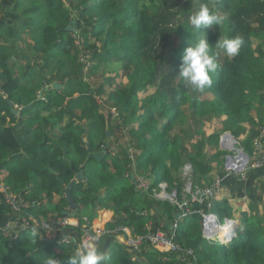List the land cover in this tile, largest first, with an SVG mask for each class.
<instances>
[{"label": "trees", "instance_id": "1", "mask_svg": "<svg viewBox=\"0 0 264 264\" xmlns=\"http://www.w3.org/2000/svg\"><path fill=\"white\" fill-rule=\"evenodd\" d=\"M13 1L14 11H22L20 23L24 24L27 54L40 59V67H30L23 75L15 61L6 62L8 56L4 55V48L0 49V180L24 199L27 213L49 219L53 216L48 215L55 211L56 217L61 216L68 207L65 192L70 183L73 203L89 206L93 215L97 210L112 212L107 228L125 225L140 234L151 220L153 229H167L178 207L155 197L154 188L165 183L166 191L175 190L176 199L181 202L190 194H183L184 181L179 175L185 164L191 166L187 175L191 192L210 184L217 174H224L226 151L218 145L221 133L209 128L205 134L202 129L214 119L220 120L222 132H230L246 153L253 149V139L264 125V13L257 32L244 20L257 9L264 12V0H213L210 9L227 13L229 21L201 28L220 55L212 86L200 93L192 92L178 75L184 50L199 35L188 18L182 19L189 14V8H179L174 15L183 21L170 24L172 28L162 34L165 40H155L164 28L163 19L170 14L161 8L159 0H68L69 6L64 0ZM240 18L242 26L234 27ZM72 20L74 31L65 30ZM27 27L29 30L25 31ZM237 35L243 40L238 56L228 58L222 50L215 49L219 38ZM153 46H157V58L151 55ZM165 48H169L168 55ZM24 51L20 48L21 57ZM86 67L91 75L99 71L101 82L95 88L82 78ZM46 75L49 77L43 80ZM54 82L62 87H51L43 91V98L34 99L36 89ZM152 88L154 92L147 94ZM96 94L101 98L107 95L108 102L120 110L122 121L106 127ZM13 104L22 106L18 117L12 112ZM74 104L86 119L95 120L87 129V141L77 140L78 131L73 127L77 117L59 128L56 138H49L42 127L49 124L54 128L61 115L69 113L67 106ZM45 110L49 113L42 116ZM27 112H31L30 117L23 119ZM13 122L40 126L27 131V137L21 140ZM122 126L128 128L125 133L129 144L138 152L130 158L129 152L122 150L118 157L96 161L94 153L109 151V136L116 141L123 138L124 130L118 131ZM174 127L193 136V153L181 152L193 144H181V135L169 133ZM190 127L194 135L188 134ZM205 146L212 147V151L205 152ZM86 158L97 163L102 173L83 168ZM79 172L82 177L75 180ZM148 173L153 178L151 186L141 192L134 180L144 174L147 177ZM248 176L247 180L240 175L224 176L221 189L232 188L235 198L241 197V189L246 186L248 203L244 208H233L222 193L191 204L193 209L214 214L220 221L236 219V235L230 241L211 243L203 238V217L198 213L179 222L176 241L183 249L191 248L199 264H264V196L248 200V192H254L251 178L255 177ZM260 185L264 191V181ZM102 189L105 190L100 194ZM55 194L61 199L52 202ZM0 215H6V210L0 208ZM55 248L53 239L41 241L39 236L33 237L31 230L19 232L15 239L0 230V264H47L53 255H57L58 264H68L69 256L77 249L74 244ZM60 251L62 254L58 255ZM105 254L109 257L106 264H177L174 255L149 246L141 250L136 261L130 259V249L122 244Z\"/></svg>", "mask_w": 264, "mask_h": 264}, {"label": "built area", "instance_id": "2", "mask_svg": "<svg viewBox=\"0 0 264 264\" xmlns=\"http://www.w3.org/2000/svg\"><path fill=\"white\" fill-rule=\"evenodd\" d=\"M3 97L5 98L6 95H3ZM114 115L115 117L118 116L117 113H114ZM223 136L221 137V142L223 141ZM226 137L229 136L226 135ZM263 141L264 125L259 128L258 134L252 142L256 157L255 160L250 162L251 167L264 166V149L262 147ZM235 151L236 155H232L230 158L231 165H224L223 175H216L210 184L196 189L193 193L189 194V197L181 202L176 199L175 190L167 192V186L165 183H160L158 185L161 191H157L155 196L161 200H168L173 205H177L178 207V212L175 213L172 221L168 224L167 229H163L162 227L153 229L150 226H146L143 233L135 234L128 226L125 225H115L111 228H92L86 219H84L81 226H73L68 215H63L62 217H52L49 219L42 217L37 218L25 211L24 199L19 194L14 193L11 187L4 181L0 180V208L6 210V215L4 216H7V219L2 221L1 217L3 216L0 215V230L9 234L12 239H15L19 232L28 230L32 231L34 227L38 226L40 239H45L42 238L43 235H51L52 239L58 245L74 244L76 248H78L81 243L86 240H93L99 245L106 237L116 236L121 237L123 245L130 249V259L132 261H136L138 259L137 255L141 252V250L144 247L149 246L163 254L170 253L174 255L177 264H199L191 248L183 249L177 243L176 232L178 225L185 216L198 213L203 217V236L212 242H219L216 239L215 232L211 231L210 227H208L207 218H212L213 223L216 222L215 227L217 225H222L220 220L214 214H205L200 210L193 209L191 204L202 202L208 198H214L222 189L224 176H235L238 174H241V176L244 175L246 169L249 167V157H247L248 159H245L244 161L240 158L241 156L238 155L237 150ZM135 186L141 192L147 191L150 187L149 183L143 178H137ZM190 187L191 185L189 184L185 191L189 192ZM232 220L229 219L224 222V224L230 222L232 225V230L229 233V236L225 238L224 242H227L229 238L234 235L233 228L235 225L232 223ZM73 227H78L79 229L77 233H75V236L70 233V229ZM212 234L214 236H212Z\"/></svg>", "mask_w": 264, "mask_h": 264}, {"label": "crops", "instance_id": "3", "mask_svg": "<svg viewBox=\"0 0 264 264\" xmlns=\"http://www.w3.org/2000/svg\"><path fill=\"white\" fill-rule=\"evenodd\" d=\"M13 2H14L13 0H0V49L4 48L3 53H4V55L8 56V58L6 59V62H9L10 60H11L10 62L15 61L14 63L17 64V66L21 67L22 74L24 75L28 72L30 67L34 66V67L39 69L40 59H38V58L35 59L32 57V55L27 54L28 51L26 50L25 43L23 42V39H24L23 38L24 37L23 30L24 29L22 28V26L24 24L20 23L22 21L20 19L22 17V11L15 12ZM187 7L188 8L191 7L190 0H188V6ZM28 26H30V25H28ZM27 30H29V27L25 28V31H27ZM20 48H23L25 50L23 57H21ZM10 51H12V52H10ZM24 64H28V66L26 67ZM48 77H49V75H46L43 80L47 79ZM35 78L38 80V74H36V73H35ZM32 85L34 87H36V83H33ZM56 85H57V87H53V83L52 84H44L40 88L36 89L34 92V95H35L34 99L40 98V94L42 95V98H43V96H44L43 91L44 92L49 91L51 87H53L55 89H60L62 87L61 84L56 83ZM108 103L110 106L111 103L110 102H108ZM20 107L21 108L19 109L18 106L13 104V109H15V112H13V113L17 117H18V114L22 110V106H20ZM29 107H31V105ZM67 108H68L67 110H69V113H67V112L63 113V115H61V119L59 120V122L56 124V126L54 128H51L49 124L48 125L46 124L47 128L42 127L43 130L47 133L49 138H51V139L56 138L57 135H59L58 129L63 127L69 120H71V118L77 117V119L74 120V126H73V127H75L74 130L76 129V131H78V139L77 140H79V141L81 140L83 142H86L87 141V129H88V127L90 128L92 126L89 124L95 120L94 119H86L85 113L80 109V107L77 104L68 105ZM53 110H58V109L54 108ZM102 110L103 109H101V111ZM252 112L254 114L255 109H253ZM48 113H49V111L45 110L42 112L41 115L42 116L47 115ZM79 114L83 115L82 116L83 121L81 124L78 123V121H79L78 118H80V117H78ZM103 114H104V112H103ZM30 115H31V112L24 113L23 119L29 118ZM7 121H8V119H7ZM12 126H14V131L19 134V136H20L19 138L21 140H23L28 135L27 131L30 132L31 130L37 128L38 126H40V123H38V124L34 123L31 125L30 122H28V123L24 122L22 124H17L16 122H13ZM80 129H83V130H80ZM107 145H108L109 151L107 152V150L106 151L104 150L106 152L104 157H102L99 160L95 159L96 161H100L104 158L109 160L112 157H115V156L118 157L120 155L121 151L118 153L117 152L113 153V151L112 152L110 151V149L113 150L111 145L110 144H107ZM262 147L264 149V141L262 143ZM246 154L249 157V161H248L249 167L246 169L243 176H241V174H238V175H240L241 177H243L246 180H247V175H249L250 177L255 176V177L251 178L253 181V191L254 192H251V193L248 192V200H250L251 197L254 198L256 195L264 196V191L262 189V186L260 185V182L264 181V166L261 168L253 167V166L251 167L250 162L255 160V157H256L254 154V150L252 149L250 153H246ZM20 157H22V155ZM224 165H225V163H224ZM83 168H85L88 172H91L94 174H101L102 173V169L98 166L97 163H95L91 159L86 158L83 161ZM223 169H224V166H223ZM111 171L114 172L115 169H111ZM74 179L78 180L76 178V176ZM83 181H85V180H83ZM134 183H135V181H134ZM28 187H31L30 190L33 189V184L32 183L29 184ZM245 187L246 186H243V188L241 189V191H242L241 197H235L234 198L232 196L233 194L231 192L232 188H229V190H228L227 187H225V189L222 190V192L220 190L219 195L222 193L224 195V197L228 198L230 205L233 208H236L238 210L239 208H242V207H239V208L237 206L235 207L234 206L235 202L241 203V201L244 199H245L244 202L247 201V191L245 190ZM104 190L105 189H102L100 191V194H102L104 192ZM157 191H161L159 186L157 188L153 189V195L154 196H155ZM143 192H146V191H143ZM184 197L185 196L183 195V198ZM60 199H61V196L58 194H55L54 199H52V202H57ZM259 200H260V198H259ZM42 203H44V202H42ZM245 205H247V204H245ZM67 208L68 207H66L65 209H67ZM69 212H70V209H69ZM56 215H57V213L55 211H53L48 215V217H52V216L56 217ZM112 215H113L112 212H110L108 210H106V211L105 210H97V212L93 215L90 212L89 206L79 204V205H77V209H76L74 217L69 216V215L68 216L70 217L71 223L73 224V226H81V224L84 222V219H86L90 223V225H93L95 227H99V226H106L107 227V225L112 222ZM40 217L44 218L42 215H40ZM5 219H7V216L1 217L2 221H4ZM224 219H226V218H224ZM153 224H154V222L149 220L147 222L146 226L151 227ZM224 225L225 224H222L220 226L222 227ZM78 230H79L78 227L71 228L70 229L71 235L75 236V233H77ZM202 231H203V223H202ZM202 237L204 238L203 232H202ZM50 238H52L51 235L48 236V238H45L44 240H52ZM118 244L123 245L121 237L108 236L102 240V242L100 243L99 246H100L101 250L105 253L110 248L116 249ZM130 258H131V256H130Z\"/></svg>", "mask_w": 264, "mask_h": 264}, {"label": "rangeland", "instance_id": "4", "mask_svg": "<svg viewBox=\"0 0 264 264\" xmlns=\"http://www.w3.org/2000/svg\"><path fill=\"white\" fill-rule=\"evenodd\" d=\"M160 2H159V4L161 5V8H163V9H165V11H168V12H170V14H168V15H166V17L163 19V22L161 23L162 25H163V29H162V33L161 34H157L156 35V37L157 38H155V40H160V39H164L163 38V35L162 34H164L165 32H167V31H169V29H171L172 27L170 26V24H172V26H175L176 25V23H180L181 21H183L182 19L183 18H188V22H189V24H190V21H189V17L192 15V14H194V12H196V11H198L199 10V8L201 7V5L202 4H207L208 6H209V8H212V6H213V0H190V4H191V7L189 8L190 9V12H189V14H186V15H184L183 17H182V19L181 18H179V19H177L176 18V16L174 15V13H177V11H179V8H182V7H184V8H188L187 6H188V0H159ZM64 3L66 4V5H68L69 6V4H70V2L68 1V0H64ZM157 10H158V12H162L159 8H157ZM183 11V9H181V11L180 12H182ZM72 13L74 14V13H76V11L75 10H72ZM164 13H166V12H164ZM263 13L264 12H262L261 10H255L249 17H247V18H245V20H244V24H248V26L250 27V29H252L253 31H255V32H257V29L258 28H260L261 27V16H262V18H263ZM240 20H241V18L238 20V22H236L235 23V25H234V27H238V26H242L241 25V23H240ZM199 35H198V37H196L195 38V40H193L192 41V43L193 44H191V45H194L195 43H197L200 39H203V38H205L206 36V32H205V30L204 29H201V30H198V32H197ZM165 40V39H164ZM154 45V44H153ZM190 46V45H189ZM157 46L156 47H154L153 46V49L151 50V55L153 56V57H155V58H157ZM165 50V53L168 55L169 53H170V51H169V48H165L164 49ZM17 65V64H16ZM26 67L28 66V64H24ZM166 67L168 68V65H166ZM90 70H88L87 69V67L86 68H84L83 69V74H82V78H84L85 80H89V82H90V84H91V87L92 88H95V87H97V85L99 84V82H101V77L99 76V71H98V73L97 72H93V74L91 75V73L89 72ZM92 78V80H90ZM102 80H104V78H102ZM175 81L174 82H176L178 79L176 78V79H174ZM106 88V93H108L109 92V88H108V86H106L105 87ZM189 88L191 89V87L189 86ZM152 92H154V88H152V89H149V92L147 93V94H150V93H152ZM197 93H200V92H197ZM107 95H104L102 98L101 97H99V95H95V98H96V100H97V102H98V105H99V110H101V109H103L102 111L104 112V114H105V118H106V122H107V124H105L106 125V127L107 126H109V125H115V124H118L120 121H122V116H121V112H120V110H118V109H116L112 104H110V106H109V103H108V100H107V97H106ZM143 97V95H140L139 96V98H142ZM40 98H42V95L40 94ZM16 106H18L17 104H15ZM18 108L20 109L21 107L20 106H18ZM114 113H117L118 114V116H116L115 117V115H114ZM83 115H81V114H79V116L78 117H80V118H78V123L79 124H81L82 123V121H83V117H82ZM72 119V118H71ZM85 120V119H84ZM85 122V121H84ZM83 122V123H84ZM113 123V124H112ZM211 130H215V131H217V132H220L221 134H220V138H219V143H220V139H221V136H223L224 134H225V132H227V131H224V132H222V124L220 123V120H216V119H214V121L213 122H211L210 123V125L208 126V127H206L205 129H202V131L205 133V134H207V132L208 131H210V129ZM80 130H83V129H80ZM120 130H124V132H123V138L122 139H119L118 141H116L115 140V137L114 136H109L108 138H107V144H110L111 145V147L113 148V150L112 149H110V151L112 152L113 151V153H118V152H120V151H122V150H127L128 152H129V156H130V158H132L133 157V153L132 152H135V153H137L138 152V149L137 150H134L133 148H132V145H130L129 144V138H127V135H126V133H125V130H128V128L126 127V128H124V126H122V128L121 127H118V131H120ZM188 134H192V135H194V130H193V128L192 127H190V129L188 130ZM170 134H175V135H178V136H180L181 137V139H180V143L181 144H183V145H185V147L189 144V142L191 143V144H193V146H191L190 148H188V150H182L181 152L183 153V154H187V153H189V152H194L195 151V147H196V143L194 142V140H191L192 138H193V136H190L189 137V135H185V134H182V132L180 131V129L178 128V127H174L170 132H169ZM84 134V133H83ZM186 137H189V140H191V141H189ZM223 138H226V136H224ZM195 139V138H194ZM227 139H228V137H227ZM227 139H224L223 140V145L224 146H226V147H228V148H230V149H233V151L231 152V151H228V150H226V149H223V150H225L226 151V154H225V157L228 155H230L231 157H232V155H236V151H235V149H237V147L238 148H240L241 146H240V141L239 140H237L236 138L233 140L232 139V143L231 142H229V141H227ZM196 140V139H195ZM195 145V146H194ZM219 145V144H218ZM219 147H220V145H219ZM204 149H205V152H207V153H209V152H211L212 151V147H208V149H206V146L205 147H203ZM242 148V147H241ZM130 150V151H129ZM242 152L243 153H245L244 152V150H242ZM184 161H187V160H185L184 159ZM180 173H179V175L181 176V178H182V180L184 181V186H183V194L185 195V193H186V188L188 187V185L190 184L191 185V182H190V178L187 176L188 174L190 175V172H191V166H190V164H185L181 169H180ZM149 175H147V177H145V174H144V176H137L136 178H135V180L134 181H136V179L137 178H143L145 181H147L148 183H149V185L151 186V183H152V181L151 180H153V178H150V173H148ZM215 178V177H214ZM192 186V185H191ZM192 188V187H191ZM153 194V193H152ZM65 196H66V193H65ZM245 201V200H244ZM244 201H241V203L240 202H235V204H234V206L236 207H242V208H244V207H246V205L245 204H247L248 202L246 201V202H244ZM263 212H264V209H263ZM208 220L210 219V218H207ZM208 224V227H210V229H211V231H213L214 232V230H215V223H211V222H208L207 223ZM221 224H224V221L223 220H221ZM225 226H226V224H225ZM91 227L92 228H96V229H98V228H106V226H99V227H95V226H93V225H91ZM227 227H229V226H227ZM167 228H168V225H167ZM231 229V228H230ZM217 230V229H216ZM230 231V230H229ZM39 236V239H40V235H38ZM48 236H50V235H48ZM48 236L47 235H43L42 236V238H48ZM50 239H52V238H50ZM223 240L221 241V242H224V240H225V237L224 238H222ZM41 241H42V239H40ZM207 240V239H206ZM218 240V239H217ZM208 242H211L212 243V241H210V240H208ZM220 242V241H219ZM62 246H65V245H58L57 243H56V250H57V248H60V247H62ZM60 250H64V249H60ZM59 254H62V252L60 251V252H58V255ZM51 258H55L57 261H58V258H57V255H53ZM138 260V259H137Z\"/></svg>", "mask_w": 264, "mask_h": 264}, {"label": "clouds", "instance_id": "5", "mask_svg": "<svg viewBox=\"0 0 264 264\" xmlns=\"http://www.w3.org/2000/svg\"><path fill=\"white\" fill-rule=\"evenodd\" d=\"M189 21L195 30H199L225 25L229 21V16L227 13L211 10L207 4H202L199 10L189 17ZM242 44L243 40L238 35L225 36L215 42V49L222 50L228 58H234L239 55ZM219 55L220 51H214L212 43L206 37L184 50L178 75L186 85H190L192 92H203L212 86L213 75L219 68ZM32 235L33 237L39 235L38 226L32 229ZM108 259V255L95 241L86 240L81 243L74 254L69 256L68 264H106ZM47 264H58V261L50 258Z\"/></svg>", "mask_w": 264, "mask_h": 264}, {"label": "water", "instance_id": "6", "mask_svg": "<svg viewBox=\"0 0 264 264\" xmlns=\"http://www.w3.org/2000/svg\"><path fill=\"white\" fill-rule=\"evenodd\" d=\"M74 23H75V21H73V20L70 21L69 24L65 27V30H68V31H74V29H75V27H74ZM53 87H57L56 82L53 83ZM28 108H29V107H28ZM12 112H15V109H12ZM224 135H227V136L231 137L233 140L235 139L234 136H233L230 132H228V131L225 132ZM221 137H222V136H221ZM219 145H220V148H221L222 150H223V149H226V150L231 151V152L233 151V149H229L228 147H225V146L222 144L221 139H220V143H219ZM235 150H237V153H238L239 156H241V157H240L241 159H243L244 161H245V159H248V158H247V157H248L247 154L242 152V148H241V147H240V148L237 147V149H235ZM104 155H105V152H104V151H101V152L94 153V154H93V157H94L95 159L99 160V159H101L102 157H104ZM230 158H231L230 155H229V156L227 155V156L225 157V165H227V166H230V165H231ZM81 177H82V173L79 172L78 175L76 176V178H77V179H81ZM70 186H71V184L69 183V184H68V188H67V190H66V198H67V201H68V207H69V209H70V212H69V209H68V210H65V211L62 212V215H69V216L74 217L75 212H76V209H77V205H76L75 203H73V200L71 199V195H70V192H69V187H70ZM226 219L228 220L229 218H226ZM226 219H223V221L225 222ZM232 223L235 225L234 228H233V234H234V235L231 236V237L229 238V241H230V240L236 235L237 221L232 220ZM212 236H214V235L212 234Z\"/></svg>", "mask_w": 264, "mask_h": 264}, {"label": "bare ground", "instance_id": "7", "mask_svg": "<svg viewBox=\"0 0 264 264\" xmlns=\"http://www.w3.org/2000/svg\"><path fill=\"white\" fill-rule=\"evenodd\" d=\"M226 136V135H225ZM224 137V136H223ZM224 139H227V137L226 138H223V140ZM227 141H229V142H231L232 143V138L231 137H228V139H227ZM222 144H223V141H222ZM226 147V146H225ZM230 149V148H229ZM78 175V174H77ZM76 175V176H77ZM67 188H68V186H67ZM67 188H66V190H67ZM69 191H70V187H69ZM66 193V192H65ZM188 193H193V192H191V190H190V188H189V192ZM220 193V192H219ZM219 193L214 197V198H217L218 196H219ZM204 201V200H203ZM202 201V202H203ZM199 203H201V202H199ZM69 209V207L67 208V209H65V210H68ZM64 210V211H65ZM63 212V211H62ZM63 215H62V213H61V216H59V217H62ZM227 220V219H226ZM229 220V219H228ZM227 220V221H228ZM208 222H211V223H213V219L212 218H210L209 220H208ZM216 223V222H215ZM227 226H229V227H227ZM232 225L230 224V222H228V223H226V226L224 225V226H216L215 227V230H214V232H215V236H216V239H218V241H222L223 239L222 238H227L228 236H229V233L231 232V230H232ZM231 228V229H230ZM217 229V230H216ZM230 230V231H229ZM56 243V242H55Z\"/></svg>", "mask_w": 264, "mask_h": 264}]
</instances>
